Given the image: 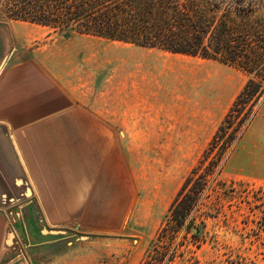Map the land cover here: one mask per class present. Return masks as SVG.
<instances>
[{
  "label": "crops",
  "instance_id": "crops-1",
  "mask_svg": "<svg viewBox=\"0 0 264 264\" xmlns=\"http://www.w3.org/2000/svg\"><path fill=\"white\" fill-rule=\"evenodd\" d=\"M94 38L102 37L0 21V264H34L9 236L15 198L22 196L23 219L13 227L55 256L51 239L123 233L138 192H150L128 158L125 101L95 79V53L104 64L111 50H96ZM231 154V180L264 184V99Z\"/></svg>",
  "mask_w": 264,
  "mask_h": 264
},
{
  "label": "rangeland",
  "instance_id": "rangeland-1",
  "mask_svg": "<svg viewBox=\"0 0 264 264\" xmlns=\"http://www.w3.org/2000/svg\"><path fill=\"white\" fill-rule=\"evenodd\" d=\"M93 40L96 50H111L104 64L95 53V79L110 84L121 107L125 101L128 158L135 160L143 185L150 181V192H138L123 233L51 239L55 256L54 251L29 246L24 229L13 227L23 219L22 196L15 198L8 214L9 236L16 251L25 248L32 253L34 264H141L184 176L246 80L238 69L215 60L106 38ZM249 141L246 133L239 146ZM231 159L232 154L221 174L224 185H215L202 197L196 213L209 215L202 223L196 221L197 243L187 235L169 264H264V184L231 181ZM166 186L168 192H162ZM6 202L4 198V207Z\"/></svg>",
  "mask_w": 264,
  "mask_h": 264
},
{
  "label": "trees",
  "instance_id": "trees-1",
  "mask_svg": "<svg viewBox=\"0 0 264 264\" xmlns=\"http://www.w3.org/2000/svg\"><path fill=\"white\" fill-rule=\"evenodd\" d=\"M0 17L215 60L246 75L141 264H169L187 235L197 243L196 221L209 215L196 213L202 197L224 185L223 164L264 99V0H0Z\"/></svg>",
  "mask_w": 264,
  "mask_h": 264
},
{
  "label": "water",
  "instance_id": "water-1",
  "mask_svg": "<svg viewBox=\"0 0 264 264\" xmlns=\"http://www.w3.org/2000/svg\"><path fill=\"white\" fill-rule=\"evenodd\" d=\"M192 231H194V229H192Z\"/></svg>",
  "mask_w": 264,
  "mask_h": 264
}]
</instances>
